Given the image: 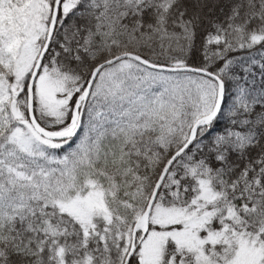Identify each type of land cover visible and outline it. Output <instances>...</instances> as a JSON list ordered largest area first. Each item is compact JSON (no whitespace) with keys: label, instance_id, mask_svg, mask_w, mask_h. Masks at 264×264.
Segmentation results:
<instances>
[{"label":"snow or ice","instance_id":"obj_1","mask_svg":"<svg viewBox=\"0 0 264 264\" xmlns=\"http://www.w3.org/2000/svg\"><path fill=\"white\" fill-rule=\"evenodd\" d=\"M0 264H264V0H0Z\"/></svg>","mask_w":264,"mask_h":264}]
</instances>
